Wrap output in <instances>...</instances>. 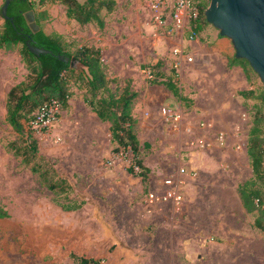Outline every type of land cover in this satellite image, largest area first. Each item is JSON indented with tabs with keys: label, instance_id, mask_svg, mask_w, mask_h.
<instances>
[{
	"label": "rangeland",
	"instance_id": "obj_1",
	"mask_svg": "<svg viewBox=\"0 0 264 264\" xmlns=\"http://www.w3.org/2000/svg\"><path fill=\"white\" fill-rule=\"evenodd\" d=\"M4 1L0 0V9ZM116 1L112 14L102 13V29L96 23L80 25L67 19L60 4L46 6L50 18L42 28L49 35H61L71 51L100 48L111 90L130 87L141 96L133 114L141 120L137 131L144 164L150 169L148 186L128 172L134 159L130 151L113 153L110 124L99 121L84 102L85 91L74 83L69 108L60 111L56 122L42 130L26 123L38 142L39 156L46 160L37 163L54 167L73 189L56 197L43 186L22 158L8 150L11 143H24L7 122V96L29 72L21 45L0 50V211L7 214L0 218V264H77L73 255L108 264L113 255L126 251L132 256L129 264H264V235L252 229L259 212L241 210L233 216L225 207L232 201L230 195L219 191L220 182L234 193L236 186L253 179L251 163L240 152L230 154L225 139L235 135V144L247 141L254 120L264 116L259 99L262 81L251 72L250 85L236 75L237 94L208 79L196 90L194 75L212 66L222 68L202 48L215 46L219 31L206 25L196 38L201 44L194 59L179 61L174 51L185 50L189 29L158 27L146 0ZM199 13L197 5L193 20ZM3 23L0 18V35ZM216 46L229 51L230 58L235 54L232 44ZM159 61L165 74H177L175 80L188 102H171L163 86L148 84L152 77L145 67ZM184 87L191 92L186 94ZM250 90L257 98L239 95ZM209 94L214 97L213 112L224 115L221 124L209 125L193 115L194 98L203 104ZM223 104L235 114L218 111ZM165 108L179 119L165 117ZM145 143L151 145L148 151ZM71 203H82V208L65 212L60 206Z\"/></svg>",
	"mask_w": 264,
	"mask_h": 264
},
{
	"label": "trees",
	"instance_id": "obj_2",
	"mask_svg": "<svg viewBox=\"0 0 264 264\" xmlns=\"http://www.w3.org/2000/svg\"><path fill=\"white\" fill-rule=\"evenodd\" d=\"M210 1L199 0L200 13L191 22L192 35L199 36L205 26V12ZM60 4L66 8V17L80 25L96 23L101 29L105 22L102 13L112 14L117 8L116 0H13L8 8V17L5 20L0 35V50L12 51L21 45L20 54L29 72L27 78L13 87L6 103L7 122L12 129L23 139V146L16 142L8 145V150L22 158L23 163L30 167L33 174L38 175L41 184L50 190L56 197L72 192L70 183L61 177L54 167L43 168L37 163L46 161L39 156L38 142L32 135V130H26V123L32 121L36 112L52 101L60 103L62 109L69 108V100L73 96L71 83L85 91L84 102L103 123L110 124L112 142L115 144L113 153L121 150L130 151L133 154L132 166L128 172L141 178L144 186H148L150 169L144 164L141 149L142 145L138 136L139 122L133 114V108L138 98V93L130 87L122 92H113L110 88L111 79L103 61L102 50L94 46L76 47L71 51V46L59 34L49 35L42 28V22L50 18L46 6ZM34 11L36 22L40 31L33 33L30 29L25 14ZM32 46L45 48L53 52V55L36 56L30 52L27 42ZM63 55L70 59L75 58L79 67H72L70 63L61 61ZM230 66L241 67L251 80L250 73L254 72L245 59H230ZM164 63L145 67L152 78L148 81L151 86H163L179 101L186 103L189 99L183 94L182 88L175 80L177 74L173 72L168 76L163 71ZM143 67V70L145 69ZM239 95L244 99H253L255 91H243ZM264 104V91L259 97ZM259 114V113H258ZM29 127V126H28ZM30 128V127H29ZM31 129V128H30ZM151 148L149 143L144 144V150ZM248 156L253 170V179L240 186V196L248 213L259 212L254 221V228L264 235V116L257 117L250 130L248 139ZM36 162V163H35ZM65 212H75L82 208V203L60 205ZM6 213L0 211V218L6 217ZM77 264H91L94 259H87L73 255Z\"/></svg>",
	"mask_w": 264,
	"mask_h": 264
},
{
	"label": "water",
	"instance_id": "obj_3",
	"mask_svg": "<svg viewBox=\"0 0 264 264\" xmlns=\"http://www.w3.org/2000/svg\"><path fill=\"white\" fill-rule=\"evenodd\" d=\"M12 1H4L0 14L13 23L7 14ZM205 17L221 37L231 40L235 57L247 60L264 85V0H211ZM25 18L33 33L40 31L34 11L26 13ZM27 47L36 56L53 55L48 49L32 46L30 41ZM59 58L72 67L77 63L75 58Z\"/></svg>",
	"mask_w": 264,
	"mask_h": 264
},
{
	"label": "crops",
	"instance_id": "obj_4",
	"mask_svg": "<svg viewBox=\"0 0 264 264\" xmlns=\"http://www.w3.org/2000/svg\"><path fill=\"white\" fill-rule=\"evenodd\" d=\"M220 36V34H219ZM220 40L217 41V43H215V46L213 45L212 47H210L209 45H207V48L205 49L203 46V50H206V53L212 54V58L217 61L218 63H220V66L222 67L220 70L219 69H213L214 67L212 66L211 69L207 70L206 72H201L200 74L197 73L196 75H194V79H193V87L197 89L200 88V85L204 86V82L208 79V80H212V83H215L216 85H222L225 89L228 88H233L230 89L231 91H234V93L236 92L237 94V90H234L235 88L234 86V79L236 77V75L239 76V80L240 82H242V79L244 78V80L246 82H248L247 84L250 85L247 75L244 72V70L239 67V66H235V67H231L230 66V59L231 58L228 57L230 55L229 51L227 52V50L222 49L220 46H216V45H223L228 47V45L232 44L231 40L227 39V38H223L220 36ZM200 40L199 39H194V40H190L187 39L186 41H184V52L186 56L191 57L192 59H194L193 56H196V51L197 49L200 47ZM233 46V44H232ZM234 47V46H233ZM236 53V52H235ZM210 60V59H209ZM182 61V59L180 60ZM185 62V60H184ZM211 60L209 61L210 64ZM186 64H190L188 62H185ZM207 80V81H208ZM192 85V84H190ZM227 87V88H226ZM165 88V87H164ZM186 90V94H188V92L191 91H187L189 88L188 87H184ZM188 88V89H187ZM239 88V87H237ZM166 89V88H165ZM242 89H245L244 87ZM167 90V89H166ZM191 90V89H189ZM166 92V91H165ZM169 94H168V93ZM167 94L169 96V100L171 102H174L175 100H177L171 93L170 91L167 90ZM171 94V95H170ZM185 94V93H184ZM187 96V95H185ZM191 96H196L195 95H191ZM141 96L138 94V98L140 99ZM213 96H211V94L209 95H205L204 97V101L202 104V101L200 99H198L197 97L194 98V109H196L193 112V115L196 117V119H201L204 120L206 123H208L209 125L211 124H221L222 119H224V115H216L213 112V108L210 106V103L213 101ZM71 100V99H70ZM204 102H206L204 104ZM238 103L240 104V101H238ZM226 105V104H225ZM224 104L217 107L218 111H222L223 113L227 112V113H231L232 115L235 114V111L231 108L226 107ZM137 109V105L135 110ZM137 112V111H136ZM139 112V111H138ZM139 123L141 124V120L138 119ZM221 120V121H220ZM100 121V120H99ZM103 123V122H102ZM111 134V133H110ZM236 141V137L235 135L231 137V140L226 138L225 142H226V148L229 150L231 148L230 154H236V152H240L242 153V157L245 158L246 162L249 164L250 163V158L248 156V140L244 141V142H238V144H235L234 142ZM228 152V151H227ZM242 184H240L239 186H236L234 189V193L230 192V191H226V189H224V187L226 186V184L224 182H220L219 185V191L222 194H229L232 201L229 205H225L227 212L228 213H232L233 216H235L236 213H241L245 211V213L250 214L247 212V210L245 209L243 202H242V198L240 196V186ZM235 205L236 207L238 206V210L233 209L232 205ZM253 215V214H251ZM254 222L252 223V229L255 231L256 229L253 226ZM167 248H169V246H167ZM117 254V253H116ZM82 257V256H79ZM131 253L126 251L125 254H120L119 256L116 257V255H113L111 260L108 262V264H129V262L131 261ZM86 258V257H84ZM115 258H117V262L114 260ZM89 259V258H87Z\"/></svg>",
	"mask_w": 264,
	"mask_h": 264
},
{
	"label": "built area",
	"instance_id": "obj_5",
	"mask_svg": "<svg viewBox=\"0 0 264 264\" xmlns=\"http://www.w3.org/2000/svg\"><path fill=\"white\" fill-rule=\"evenodd\" d=\"M150 5L151 10L155 13V21L158 27L170 26L173 31H182L189 29L191 32V21L193 15L196 13L199 0H146ZM197 36L192 35L190 40L196 39ZM174 56L179 61L181 59H187L191 62L193 59L185 55L182 49L174 51ZM152 77V76H150ZM62 107L57 101H52L50 104L40 108L32 121L29 122L31 129L42 130L58 120V116ZM163 114L170 120H178L179 114L173 112L170 109H164ZM91 264H104L103 262H94Z\"/></svg>",
	"mask_w": 264,
	"mask_h": 264
}]
</instances>
